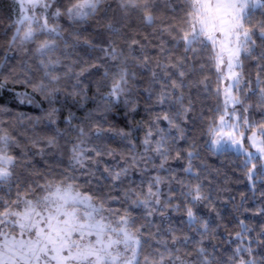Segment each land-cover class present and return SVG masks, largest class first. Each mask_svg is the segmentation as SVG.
Returning <instances> with one entry per match:
<instances>
[{
    "label": "snow or ice",
    "instance_id": "6c2138e0",
    "mask_svg": "<svg viewBox=\"0 0 264 264\" xmlns=\"http://www.w3.org/2000/svg\"><path fill=\"white\" fill-rule=\"evenodd\" d=\"M16 2L19 15L10 25L14 31L8 46L17 48L24 58L20 61V71L13 70L12 82L51 99L61 91L62 80H73L70 95L85 98L86 86L81 77L89 70L83 66L87 62L77 59L66 63L61 59L71 56L70 50L79 43V34L70 32L64 36L58 21L67 18L70 24H78L97 17L102 11L106 13L111 6L103 8L106 0H68L67 4L62 0ZM258 5L264 6V0H117L120 18L106 24L108 31L113 36H121L133 18H138L153 29L152 40L145 36L143 43L135 37L126 41L127 56L114 40L100 49L107 60L116 62L110 92L102 99L111 103L130 93L129 82L136 74L129 69L128 61L131 59L142 68L149 67L152 61L146 48L152 44L157 50V59L151 76L160 86L155 102L162 107L167 105V109L153 122L155 133L149 126L142 141L143 152L137 153L132 146L122 165L103 168L102 174L110 181L107 192L103 187H92L94 180L100 184L95 169L104 153L96 147H85L83 128L76 129L79 142H72L68 168L57 174L52 166L40 172L32 163V155H43L45 147L57 146L56 135L41 137L35 132L38 119L29 120L32 128L21 122L23 130L15 134L0 127V189H7L0 194V264H222L203 247L202 241L194 242L188 235L178 236L170 223L168 227L154 224L152 217L159 215L165 220L170 208L180 209V204L172 203L173 196L162 199L163 177L157 174L149 179L146 191L143 183L137 187L121 185L129 179L131 169L146 168L155 158L160 160V169L165 168L174 150V158L181 159V152L175 146L178 140L185 139L184 124L194 111L191 91L201 86L204 93L211 92L219 100L215 119H210L207 127L211 150L233 151L242 157L240 166L246 170L253 187L257 177L264 179V119L250 118L253 108L264 112V21L254 25L250 15V9ZM166 13H171L173 20L178 13L183 15L178 22H171ZM257 29L259 44L254 38ZM69 39L73 42L69 43ZM85 44L96 47L91 41ZM136 47L142 53L139 58L132 55ZM176 50H182V55H176ZM205 60L215 69V88L209 86L204 74ZM248 60L256 62L255 86L244 72ZM77 67L79 71L75 70ZM110 70L105 69V78ZM37 73L42 74L35 79ZM198 76L203 78L196 79ZM7 83L5 77L0 81V88ZM186 89L189 91L187 103ZM17 95L23 97L21 103L32 102L27 92ZM56 112L53 108L48 113L50 124L56 123ZM161 119L167 122L168 131L158 126ZM67 121L71 125V116ZM171 129L178 135L170 136ZM101 131L97 125L96 135ZM38 147V153H31L32 148ZM198 155L193 143L186 152L187 165L183 169L197 180L199 173L194 171L193 161ZM175 179L168 178L169 193L172 192L170 183ZM176 182L181 185L179 195L184 202L195 205L210 200L200 183ZM114 191L120 194L114 195ZM114 204L119 207H113ZM141 208L143 216H134L133 209ZM185 212L191 231L196 232L199 225L203 237L209 231L207 222L198 218L193 207H186ZM140 219L145 222L138 223ZM240 226L241 231L235 236L241 242L223 264H264V258L253 255L251 242L244 244L251 229L243 221ZM258 239L264 243V231L258 234ZM192 244L193 251L182 253V249ZM244 253L249 259H245Z\"/></svg>",
    "mask_w": 264,
    "mask_h": 264
},
{
    "label": "trees",
    "instance_id": "16d2710c",
    "mask_svg": "<svg viewBox=\"0 0 264 264\" xmlns=\"http://www.w3.org/2000/svg\"><path fill=\"white\" fill-rule=\"evenodd\" d=\"M68 0H62L63 4H67ZM110 10L106 13L102 11L97 17L87 21L70 24L67 18H61L60 24L64 36H68L70 32L79 34V43L75 48L70 50L71 56L65 59L66 63L80 59L82 62L86 61L83 66L88 67L81 80L86 86L84 93L85 98L70 95L72 92L73 80H62L61 91L51 99H45L38 93H32L30 87L26 88L21 83L12 82L13 70L20 71V61L24 58L17 48H9L8 42L13 34L14 29L10 27L12 22L18 18L19 6L16 0H0V81L5 77L8 78V83L4 88H0V127L7 128L9 132L15 134L16 131H22L21 122L32 128L29 120L38 123L35 124V132L41 137H48L56 135L57 146L53 148L45 147L43 155H32V163L40 172L47 171L49 166L57 169V174L68 168L70 149L72 142H79L77 128L84 129L85 147L99 148L104 155L100 158V164L97 175L100 176V184L97 185L95 180L92 187H103L104 191H109L108 185L110 181L103 173L105 166L118 168L124 163V160L130 155L132 146L135 147L137 153L143 152L142 141L145 137L149 126L155 133L156 125L153 122L157 115H163L167 109V105L159 106L156 104V94L159 92L160 86L152 81L151 69L155 67L156 49L152 44L147 45L146 51L151 58L149 67H139L131 59L128 61V67L135 72V78L130 79L129 88L130 93L116 101L112 100L107 103L102 97L108 96L112 86V77L116 71V62L107 60L101 48L107 47L110 41H115L119 48H122L125 55H128V48L126 41H130L135 37L143 43V38L148 36L152 40L151 33L153 29L144 25L138 18H133L130 27L123 29L121 36H113L106 28V24L115 18H120V13L117 7V0H106L103 5L104 9ZM157 15H160L159 13ZM171 22H178L182 13H178L174 20L171 13H166ZM252 23L259 25L264 21V6H255L250 9ZM159 25V21H157ZM254 38L257 44L260 43L258 29L255 30ZM85 41H91L96 47L90 48ZM73 41L69 39V43ZM155 41L153 40V44ZM33 48L34 45H29ZM63 48V44H61ZM259 49H257L258 51ZM176 55H182V50H176ZM60 55L59 52L56 53ZM133 56L140 57L142 55L140 48L136 47L132 52ZM206 56V54H205ZM202 56L201 59H205ZM205 75L208 77V83L211 88H215L216 73L211 65L207 64L206 60ZM255 61L248 60L245 62L244 72L247 77L252 80L255 86L256 67ZM96 64L97 67H91ZM105 69H111L108 77L105 78ZM79 71L80 68L75 69ZM63 69H61V72ZM158 71V70H157ZM42 73H37L34 77L38 79ZM203 76H198L196 79H202ZM77 91H79L77 89ZM27 92L31 95L32 102L21 103L23 97L18 96V93ZM189 91L185 90V102L187 103V96ZM194 102V111L190 113V118L186 124L185 139L178 140L175 146L176 150L181 152V159H175V150L172 153V158L165 164L164 169L159 168L160 160L155 158L153 163H149L146 168L140 166L131 169L129 172V179L124 182L121 187H137L144 184L146 191L147 181L153 176L159 174L165 179L162 184L161 191L163 193L162 199L169 195L173 196L172 203L180 204L179 211L169 209L167 218L161 220L159 215L152 217L154 224H161L163 227H168L169 223L175 228L178 236L188 235L192 241H202L203 247L216 258L222 262H226L227 258L233 254L237 244L241 241L236 239L235 234L241 231L240 221H243L249 229L246 235L247 240L244 244L251 242L253 248V255L257 259L264 258V243L258 239V234L264 231V179L257 177L255 179V187L249 182L245 175V169L240 166L242 157H238L233 151L221 153L219 151H212L208 145L210 139L207 134V127L210 119H215V108L219 103L218 98L212 94L204 93L203 87L193 89L191 91ZM255 98H253L254 101ZM125 100L129 101L125 103ZM55 108L57 110L55 115V124L48 122V113ZM134 109V110H133ZM71 116V125H69L67 118ZM250 118L256 121L264 119V112L253 108L250 111ZM160 128L168 131L169 126L167 122L162 119L157 122ZM99 125L102 131L99 136L96 135V127ZM127 133L122 136L119 133ZM170 136H176L178 133L175 129H171ZM195 144V150L198 152V158L193 161L194 171L199 173V180L191 173H185L183 169L187 165L185 158L186 152L190 150V146ZM41 147H44L41 145ZM18 151V150H17ZM39 152L38 148H32L31 153ZM113 153L108 155V153ZM89 155H93L89 153ZM69 174H72L69 172ZM79 176V173H75ZM174 176L176 179L172 180L170 187L172 192L169 193L168 178ZM83 177L80 182H83ZM177 180L184 181L185 184L200 183L205 194L210 196L209 201H201L195 203H187L180 197L181 185ZM7 189H0V194L6 192ZM114 195H119V192H113ZM15 196V190L12 192ZM113 207H119V204H114ZM186 207H193L201 221H206L209 226V231L200 235V226L197 225V231L193 232L188 226L186 216ZM143 209H133V215L137 217L143 216ZM143 219L138 220V223H144ZM154 230V229H153ZM195 245H189L188 249L183 251H193ZM245 259H249L244 253ZM192 259V257H188Z\"/></svg>",
    "mask_w": 264,
    "mask_h": 264
},
{
    "label": "rangeland",
    "instance_id": "374dc122",
    "mask_svg": "<svg viewBox=\"0 0 264 264\" xmlns=\"http://www.w3.org/2000/svg\"><path fill=\"white\" fill-rule=\"evenodd\" d=\"M208 145L211 147V144H210V139H209V141H208Z\"/></svg>",
    "mask_w": 264,
    "mask_h": 264
}]
</instances>
